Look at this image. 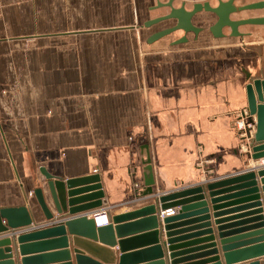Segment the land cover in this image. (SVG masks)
Wrapping results in <instances>:
<instances>
[{"label": "crops", "instance_id": "obj_1", "mask_svg": "<svg viewBox=\"0 0 264 264\" xmlns=\"http://www.w3.org/2000/svg\"><path fill=\"white\" fill-rule=\"evenodd\" d=\"M195 1L204 0L188 1L187 7ZM257 1L264 0L235 4ZM155 3L0 0V207L27 205L32 219L27 227L0 233V240H9L0 245V264H78L68 231L66 247L39 246L57 236L18 240L48 226L34 188L42 186L57 216L42 170L62 179L99 173L102 208L108 215L154 203V195L132 196L134 184L143 182L146 173L139 153L144 142L149 145L154 193L163 194L180 182L199 183L205 175L214 179L253 169V194L261 211L237 202L248 194L213 201L204 191L207 218L191 209L166 229L163 218L179 207L168 214L156 202V243L144 237L150 231L146 226L121 236L114 232L110 264H120L122 254L134 255L124 264H228L225 252L257 243L250 241L264 230V197L255 168L264 159L245 163L242 153L247 149H238L236 121L246 106V72L250 78H264V24L239 26L242 37H230L229 29L214 37L209 27L216 17L201 13L192 19L202 27L197 35L186 33L184 42L173 44L183 36L176 31L148 43L153 32L173 24L143 26L167 12L153 9ZM250 16H264V8L231 15ZM132 238L135 243L122 251L120 240ZM22 243L30 249L22 252ZM154 245L160 254L150 250ZM63 250H68V259L58 254Z\"/></svg>", "mask_w": 264, "mask_h": 264}, {"label": "water", "instance_id": "obj_2", "mask_svg": "<svg viewBox=\"0 0 264 264\" xmlns=\"http://www.w3.org/2000/svg\"><path fill=\"white\" fill-rule=\"evenodd\" d=\"M188 1L193 0H182L178 5L176 4V0H156L152 8H165L167 12L145 21L143 26L151 27L165 21H173V24L153 32L147 39L148 43L176 31H182L183 36L173 41V44L184 42L186 40V33L192 32L197 35L202 31V27L194 25L192 19L194 16L201 13H211L216 17L215 22L209 27L214 37L225 36L223 32L224 29H229L230 37H242L244 34L238 30L239 26L264 24V16H250L238 19L231 17L232 14L243 10L264 8V1L250 2L237 6L235 4L237 0H215L216 4L214 5L204 0L202 2H193L189 8L187 7ZM246 76L248 78L244 88L246 96L245 110L247 114H243L246 126L236 131L238 149L241 148V145H244L247 149L246 152L242 153L246 158L245 163L250 158L253 160L258 158L264 159V78H250L247 72ZM247 124L251 126H247ZM251 130L254 131L251 133ZM139 153L140 165L146 169V173H144L143 182L133 186L132 196L138 198L146 195H154V203L145 204L129 212L110 214L109 221L106 224L98 226L94 214L102 208V199L104 198L99 173L93 172L84 176L62 179L53 177L42 170L57 216L55 217L51 212L46 202L42 186L34 188L32 194L44 218L48 221V226L30 234L18 236L19 242H24L27 238L57 236L56 240L43 242L39 244V246L48 247L54 244L66 247V231H68L72 235V242L76 247L74 253L78 264H110L113 260L112 247L115 245L114 232H116L118 236H121L127 232L139 228L141 229L146 226L150 231L144 237L156 243V202L161 204L163 210L179 207L175 214L163 218L166 229L170 227L169 223L190 213L191 209H196L193 210L196 211V213H204L201 219L207 218L206 213L208 207L205 195L203 194L204 191L207 192V195L211 197V199H215L213 201L228 197H240L244 194H248V196H246L248 197L247 199L241 197L240 199L243 200L237 202L244 201L242 203L247 204L241 206H255L259 208L257 211H261V202L254 197L256 194H253L257 191V182L253 169L238 171L231 175L219 176L214 179H210V176L205 175L204 180L199 183L185 184L180 182L181 185L178 187L174 185V189L161 194L154 193L153 190L154 177L152 173L149 145L145 142L139 144ZM255 169L257 170V176L260 177L264 197V164ZM180 186L187 187L181 188ZM185 197L188 198L185 199ZM190 200L196 202L192 205L185 204L186 201ZM31 222V213L27 205L0 207V233L7 231L9 228L18 229L19 227H27ZM261 225H263V223H261ZM205 231L210 232V228ZM257 233L260 234L259 238L250 241V243L257 242L256 244L242 250H233L224 253V258L228 264L254 257L260 258L249 260V262L242 264H264V230L262 229ZM136 240L137 238L120 240L119 244L121 250L123 251L129 245L135 243ZM8 241L7 238L1 239L0 245L7 244ZM35 247L37 246L35 245ZM28 249H30V246L26 243L20 245V250L22 252ZM150 250H152L155 255L160 254V247L158 245L152 246ZM5 251L9 252V249L6 248ZM84 253L89 255L90 258L85 256ZM58 254L68 259V250H63ZM132 256L134 255L122 254L120 257V264H124L133 259L131 258ZM23 261L28 262V259H24ZM175 262H178V260H174L173 263ZM6 263L12 264V261L7 260ZM153 264H163V261L157 260L153 262Z\"/></svg>", "mask_w": 264, "mask_h": 264}, {"label": "built area", "instance_id": "obj_3", "mask_svg": "<svg viewBox=\"0 0 264 264\" xmlns=\"http://www.w3.org/2000/svg\"><path fill=\"white\" fill-rule=\"evenodd\" d=\"M243 114L244 115H246L247 114V111L245 110V108L244 109H242V110H240L238 113H237V116H238V119H237V121H236V124H237V127H238V129H242V128H244L246 125V123H245V118H244V116H243ZM247 126H251L250 124H247ZM240 149H242V150H246V148H245V146L244 145H241V148ZM136 184H134V186H135ZM172 213V210H168V212L167 213ZM95 216H100V217H102V218H104L105 219V216H107V211L105 210V209H100L98 212H96L95 214H94ZM97 216V217H98ZM96 221V220H95ZM107 222H105L104 224H106ZM96 224L99 226V225H103V224H99V223H97L96 222Z\"/></svg>", "mask_w": 264, "mask_h": 264}, {"label": "bare ground", "instance_id": "obj_4", "mask_svg": "<svg viewBox=\"0 0 264 264\" xmlns=\"http://www.w3.org/2000/svg\"><path fill=\"white\" fill-rule=\"evenodd\" d=\"M103 209V208H102ZM168 210H171V209H168ZM173 209H172V213H173ZM168 212V211H167ZM171 213V212H170ZM170 213H168V214H170ZM98 216V215H97ZM95 216L94 215V218H95V220H96V222L97 223H99V224H104L105 222H108L109 221V215H108V213H107V216H105V219L104 218H102V217H100V216Z\"/></svg>", "mask_w": 264, "mask_h": 264}, {"label": "rangeland", "instance_id": "obj_5", "mask_svg": "<svg viewBox=\"0 0 264 264\" xmlns=\"http://www.w3.org/2000/svg\"><path fill=\"white\" fill-rule=\"evenodd\" d=\"M2 14V5L0 4V15ZM167 22V21H165Z\"/></svg>", "mask_w": 264, "mask_h": 264}]
</instances>
